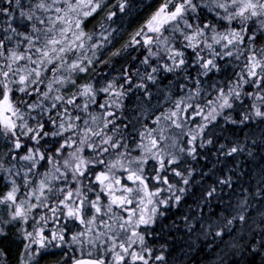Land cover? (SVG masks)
<instances>
[{
    "label": "snow or ice",
    "instance_id": "1",
    "mask_svg": "<svg viewBox=\"0 0 264 264\" xmlns=\"http://www.w3.org/2000/svg\"><path fill=\"white\" fill-rule=\"evenodd\" d=\"M13 4L23 7L22 0L0 4V16L8 17L0 24V137L8 149L0 153V173L5 174L0 175V206L7 209V219L0 216V238L14 229L11 235L21 245L17 264H39L36 257H56L54 249L60 258L50 264L165 261L163 254L153 256L141 227L155 223L164 215L162 208L179 204L187 194L193 170L182 169L183 157L195 160L199 148L213 143L204 139L205 130L218 117L231 124L264 122V46H256L264 38V0H154V7L147 5L153 10L114 51L120 29L111 24L129 14L132 0H29L28 10L19 13V27L13 26ZM189 49L199 75L219 72L217 61L225 58H243L241 70L223 87L211 86L214 98H201L199 88L176 100L168 97L171 107L155 115L154 127L145 123L143 130L129 132L117 115L123 99L133 87L150 98L144 81L155 84L159 71L183 68ZM131 52L140 53V64L151 71L141 75L128 68L103 84L80 82L89 71L95 78L96 65L107 66ZM205 52L207 59L201 55ZM165 58L171 63L160 64ZM133 76L142 82L133 84ZM245 86L253 90L246 92ZM101 94L106 97L102 103ZM242 96L254 102L236 120L227 113ZM197 117L196 128H188ZM185 136L190 138L185 141ZM225 148L221 144L219 152L226 157L246 150L239 143ZM13 161L26 162V170ZM215 185L221 191L233 188V176L217 178L203 193L205 203L216 198ZM240 192L217 237L233 223H247L249 196L264 198V177L255 191ZM42 209L48 214L39 215ZM49 222L56 226L48 229ZM68 222L82 227L69 236ZM248 247L259 254L264 236ZM7 255L0 247V261Z\"/></svg>",
    "mask_w": 264,
    "mask_h": 264
},
{
    "label": "trees",
    "instance_id": "2",
    "mask_svg": "<svg viewBox=\"0 0 264 264\" xmlns=\"http://www.w3.org/2000/svg\"><path fill=\"white\" fill-rule=\"evenodd\" d=\"M2 3L3 0H0V4ZM28 3L29 0H22V8H17L15 4L12 5V14L17 22L13 26L19 27L21 20L19 13L21 10H28ZM149 4L154 7V0H132L133 6L129 14L124 16L122 21L117 20L111 24V29H120L111 51L120 47L143 22V18L153 10V8L147 7ZM7 19V16H0V24H5ZM89 29H91V25H89ZM19 30L24 31V28L20 27ZM256 46H264V38L257 41ZM108 54L102 59H107ZM201 55L206 59L209 58L206 52ZM133 57L136 59L133 60ZM141 59L143 56L140 53L131 52L120 58H115L107 66L98 64L95 66V78H93L92 71H89L87 74H81L80 82L84 83L92 79V82L95 83L98 79L103 84L119 77L124 69L128 68L133 72L138 70L141 75H144L151 69L141 65ZM185 59L187 64L181 69L171 73L163 70L156 73L155 84L144 81L151 93L150 98L144 95L143 90L133 87L123 99V107L117 115L122 117L123 123L129 125V132L134 129L143 130L142 125L145 123L148 124V127H154L151 120L155 118V115H159L160 112L171 107L168 97L171 100H176L187 95L189 91L195 92L199 88L201 98H214L216 92L211 86L215 84L219 88L223 87L226 81H233L234 73L240 72V66L243 63V58L239 62L234 58L218 60L220 71L214 70L208 76H203L199 75L201 70L195 63L192 50H186ZM159 63L170 64L171 61L165 58L161 59ZM152 66H157L155 60H153ZM197 79L201 81L199 85L195 83ZM141 82L138 77L133 76V84ZM118 83H123V80H119ZM252 90L251 87L245 86L246 92ZM104 99L106 97L103 94L98 96L99 102L102 103ZM253 102V98L242 96L241 101L235 102L234 110L227 114L239 120L245 111H251ZM90 111L94 114L98 113L95 106H92ZM199 123L200 118L197 117L195 122L188 126L195 129ZM205 133L204 139H212L213 143L199 148V155L195 160L183 157L182 169L193 170L191 183L186 186L187 194L179 204L170 206L166 210L162 208L164 215L158 216L156 222L148 227L145 239L147 247L152 250L153 256L159 254L165 256V261L156 262L153 260L150 264H264V249L259 250V254L253 255L248 247L264 236V216L261 215L264 213V198L249 196L247 223L243 225L239 222L233 223L222 238L215 235L217 231L224 228L227 219L231 218L230 213L237 206V201L242 198L240 189L246 188L255 191L261 178L264 177V122L257 118L250 120L246 125L231 124L222 117H218L208 126ZM185 138L189 139L190 137L185 136ZM238 143L245 146L244 152L231 157H226L219 152L221 144L226 145L225 151H227ZM6 145L7 141L0 137V153L7 152ZM249 149L252 151L251 156L248 155ZM23 154L21 152V155ZM85 154L87 155V153ZM12 163L16 165L17 169L26 170V162L13 161ZM9 166V164H5V167ZM45 170L44 167L38 169L41 173ZM0 175L5 174L0 173ZM228 175L233 176L234 187H224L221 191V186L215 185L217 187L216 198L205 203L203 193L210 185L214 184L217 178L223 179ZM237 177H239L238 181ZM34 179L38 182L40 177L37 176ZM3 191H7V189L5 188ZM226 208L227 211H225ZM0 216L7 219V209L3 206H0ZM75 225L77 222L67 225L70 232L73 231ZM12 231L14 229H9L7 238H0V247H3L8 253L4 260L0 261V264H17L21 245L11 235ZM54 251L57 252L56 257H48L44 260L36 257L39 264H50L51 261L58 260L60 258L59 250L54 249Z\"/></svg>",
    "mask_w": 264,
    "mask_h": 264
},
{
    "label": "rangeland",
    "instance_id": "3",
    "mask_svg": "<svg viewBox=\"0 0 264 264\" xmlns=\"http://www.w3.org/2000/svg\"><path fill=\"white\" fill-rule=\"evenodd\" d=\"M188 128H191L190 126H188ZM192 129V128H191ZM186 131H187V129H186ZM184 140L186 141L187 139L184 137ZM181 146H184V144H183V142H181ZM106 202V201H105ZM45 214H48V213H46V210H44L43 211V209L42 210H40V212H39V215H45ZM37 219H38V215H37ZM61 224H63L64 223V219H63V217H61ZM70 223V224H69ZM72 224V222H68V225H71ZM56 225H54L52 222H49V224H48V229H51V228H53V227H55ZM80 227H82V226H78V222H77V225H75V226H73V231H71L70 233H69V236L72 234V233H75V232H77V231H79L80 230ZM145 226H142L141 227V232H142V234H146V231H145ZM47 231V230H46ZM73 247H75V246H73ZM136 250H139V246H136ZM77 253V255H79L80 253H79V251H77L76 252Z\"/></svg>",
    "mask_w": 264,
    "mask_h": 264
},
{
    "label": "flooded vegetation",
    "instance_id": "4",
    "mask_svg": "<svg viewBox=\"0 0 264 264\" xmlns=\"http://www.w3.org/2000/svg\"><path fill=\"white\" fill-rule=\"evenodd\" d=\"M153 224H154V223H153ZM153 224H152V225H153ZM150 226H151V225H150ZM148 227H149V226H147V227L145 228V231H146V232H147V230H148ZM145 239H146V234H145Z\"/></svg>",
    "mask_w": 264,
    "mask_h": 264
}]
</instances>
